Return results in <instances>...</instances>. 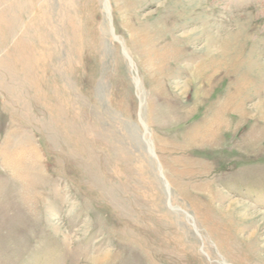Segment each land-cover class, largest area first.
Instances as JSON below:
<instances>
[{"label": "rangeland", "instance_id": "374dc122", "mask_svg": "<svg viewBox=\"0 0 264 264\" xmlns=\"http://www.w3.org/2000/svg\"><path fill=\"white\" fill-rule=\"evenodd\" d=\"M0 264H264V0H0Z\"/></svg>", "mask_w": 264, "mask_h": 264}, {"label": "bare ground", "instance_id": "6f19581e", "mask_svg": "<svg viewBox=\"0 0 264 264\" xmlns=\"http://www.w3.org/2000/svg\"><path fill=\"white\" fill-rule=\"evenodd\" d=\"M108 11H109V7H108ZM109 12H110V11H109ZM148 147H149V148L151 149V151L153 152V148L151 147L150 142H148ZM150 149H149V150H150ZM151 151H150V152H151ZM161 172H162V171H161Z\"/></svg>", "mask_w": 264, "mask_h": 264}]
</instances>
